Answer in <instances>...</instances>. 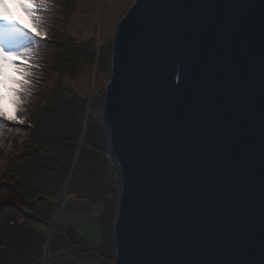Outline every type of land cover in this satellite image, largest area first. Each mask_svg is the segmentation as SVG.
Masks as SVG:
<instances>
[{
  "label": "water",
  "instance_id": "1",
  "mask_svg": "<svg viewBox=\"0 0 264 264\" xmlns=\"http://www.w3.org/2000/svg\"><path fill=\"white\" fill-rule=\"evenodd\" d=\"M103 111L114 264H264V0H136Z\"/></svg>",
  "mask_w": 264,
  "mask_h": 264
},
{
  "label": "rangeland",
  "instance_id": "2",
  "mask_svg": "<svg viewBox=\"0 0 264 264\" xmlns=\"http://www.w3.org/2000/svg\"><path fill=\"white\" fill-rule=\"evenodd\" d=\"M135 1L92 0L94 15L90 18H94L98 23L94 29L96 39L92 44V50L78 47L79 51L83 50L82 55L88 56V60L91 57V71L89 67H86L80 73V77L84 79L83 83L87 86L85 88V86L77 84V89L83 93L82 103L78 101L70 103L73 111L82 116L80 132L71 141L70 138L65 137L66 131L55 126L56 121L53 118L47 120L46 116L42 119L39 131L31 132V130L23 129L24 132H28L26 139L31 146L48 143L45 141L55 137L58 138L59 144L62 143V146L56 150L51 159L48 158L49 167L39 165L31 167L32 161L26 164L22 187L19 188L21 195L16 194L8 186L0 188V202L6 201L9 205L12 203L15 206L18 205L22 210H26L31 218L35 215L48 220L35 226L47 240L42 253V264H114L113 225L120 200L121 180L110 152L108 132L103 120V105L104 94L110 80L113 36L117 25ZM18 2H23V0H7L13 18L28 31L25 34L26 39L20 44V50L29 53L30 56V66L25 69L29 75L24 77L28 83L25 85V91L20 93L21 102L18 105V108L22 106L18 111L21 112L25 109L23 104L30 98H36L41 102V105L44 104V98L49 91L46 88L49 80L45 63L54 54L62 52V49L57 47L60 42L61 23L64 19L62 13L66 11L71 16L75 11L74 5L77 7L78 4L65 8L64 3H67L68 0H50L53 7L49 13L47 29L43 31L46 33V38L41 39L31 36L32 21L22 9L17 7ZM72 8L73 10H71ZM92 9L90 10L92 11ZM79 17L85 18V12L82 11ZM12 27L16 26L6 24L0 18V33L4 29ZM33 41L35 42L33 43ZM55 91L58 92L57 87ZM54 104L58 105L57 107L60 106L56 101ZM0 111H3L7 116L15 115L17 117L18 113L13 111L9 102V94L3 88H0ZM10 122L15 123L14 120L0 118V128ZM7 135V132L0 130V147L4 145V138ZM83 138L85 141L81 142ZM78 170L91 181L85 179L82 182L83 185L73 181L59 198L53 197L58 210L52 211L41 200L29 207L23 200V197H26L28 193L29 196H34L39 192H44L49 196L56 193V190L60 189L59 186L67 181L68 174ZM112 187L116 188L114 193ZM32 220L30 219V222ZM53 220L56 230L63 231L62 229L72 228L73 233H76L80 240L74 238L73 234L66 235V238H50L51 226L48 224ZM30 227L33 228L34 225L31 224ZM59 250L62 251V256L55 257L54 253ZM76 253L82 255L88 253L92 259L84 258L82 255L78 257ZM99 260L100 262H97Z\"/></svg>",
  "mask_w": 264,
  "mask_h": 264
},
{
  "label": "trees",
  "instance_id": "3",
  "mask_svg": "<svg viewBox=\"0 0 264 264\" xmlns=\"http://www.w3.org/2000/svg\"><path fill=\"white\" fill-rule=\"evenodd\" d=\"M64 4L65 8H70L73 4H78V6L74 5L75 11L71 16L66 11L62 13L64 19L61 23L60 42L57 45L62 49V52L54 54L45 63L49 80L46 88L49 91L46 94V99L44 98V104L41 105V102L36 98L28 99L23 104L27 111L23 110L17 113V117L24 123H17L13 127L6 125L0 128V130L8 133L7 137L4 138V145L0 147V188L8 186L18 195H21L19 188L22 187L26 164L32 161L31 167L37 165L49 167L48 158L51 159L56 150L62 146L56 137L45 141L48 143L31 146L26 139L28 132H24L23 129L31 130V132L39 131L42 119L46 116L47 120L53 118L56 121L55 126L65 130V137L67 136V139L70 138L71 141L80 132L82 116L73 111L70 103L76 101L82 103L83 93L77 88L79 85H83L85 88L87 86L83 83L84 79L80 77V73L86 67H89L91 71L92 60L91 57L88 60V56L82 55L84 52H82L83 50L79 51L78 47L92 50V44L96 39L94 29L98 23L94 18H90L94 15L92 0H68ZM61 6L63 7L62 4ZM82 11L85 12V18L79 17ZM56 87L58 92L55 91ZM55 101L60 105L59 107L54 104ZM83 141H85L84 138L81 142ZM71 144L73 145V143ZM64 152L66 151L64 150ZM85 179L91 181L84 177L80 170L72 171L68 174L67 181L59 186L60 189H57L56 193H52V196L45 195L44 192H39L34 196H29L28 193L26 197H23V200L29 207L41 200L52 211L58 210L53 197L59 198L63 191L66 192L71 182L75 181L82 184ZM30 219H33L32 222ZM47 221L35 215L31 218V215L18 205L15 206L13 203L9 205L6 201L0 202V264H42V253L47 240L45 235L38 231L35 226ZM31 224L34 225L33 228L30 227ZM48 225L51 226L50 238H66V235L73 234L74 238L80 240V237L73 233L72 228L62 229L63 231L56 230L54 220ZM80 243L82 242L80 241ZM62 254V251L59 250V252L54 253V256H62ZM76 254L78 257L82 255L81 253ZM82 256L92 259L88 253Z\"/></svg>",
  "mask_w": 264,
  "mask_h": 264
},
{
  "label": "snow or ice",
  "instance_id": "4",
  "mask_svg": "<svg viewBox=\"0 0 264 264\" xmlns=\"http://www.w3.org/2000/svg\"><path fill=\"white\" fill-rule=\"evenodd\" d=\"M5 0H0V3H4ZM38 0H23L21 7L24 9V13L32 21L31 31L32 37H38L41 39L46 38V33L39 29L38 18L36 16ZM6 24H12L16 27L6 28L0 33V66L6 61L10 60V64L14 69L19 70V75L13 80V87L11 88V99L13 104V111L18 112V105L21 102L20 93L25 91V85L28 81L24 79L29 73L25 70L30 66V56L27 52L21 51L20 44L26 39L25 34L28 33L22 25H19L12 16L2 18ZM35 41H33L34 43ZM0 118L5 120H14L16 123L23 124L24 121L17 119L15 115L7 116L3 111H0Z\"/></svg>",
  "mask_w": 264,
  "mask_h": 264
},
{
  "label": "clouds",
  "instance_id": "5",
  "mask_svg": "<svg viewBox=\"0 0 264 264\" xmlns=\"http://www.w3.org/2000/svg\"><path fill=\"white\" fill-rule=\"evenodd\" d=\"M22 2H18L17 7L24 9L21 7ZM52 4L50 0H38L37 8H36V16L38 18L39 29L41 31H46L48 21L50 19L49 13L52 11ZM12 16L13 14L8 7L7 0L4 3H0V18H7L8 16ZM29 55V53H28ZM18 69H14L11 64L10 60H6L2 66H0V88H3L9 94V102L13 107L12 99H11V88L13 87V80L18 76ZM22 107V106H21ZM19 108V111L21 109ZM26 112L27 110L24 109ZM17 119H20L17 117Z\"/></svg>",
  "mask_w": 264,
  "mask_h": 264
}]
</instances>
